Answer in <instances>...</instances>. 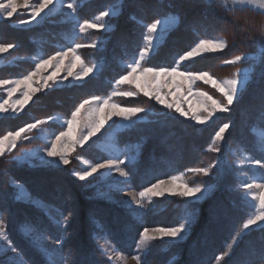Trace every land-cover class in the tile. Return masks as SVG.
Listing matches in <instances>:
<instances>
[{
    "label": "trees",
    "instance_id": "16d2710c",
    "mask_svg": "<svg viewBox=\"0 0 264 264\" xmlns=\"http://www.w3.org/2000/svg\"><path fill=\"white\" fill-rule=\"evenodd\" d=\"M76 1L79 3L76 16L82 22L101 11L118 10L116 16L108 19L112 31L79 38L68 23L46 22L21 30L13 28L10 22H0V43L14 45L9 56L28 58L23 63L0 69V79L26 74L33 67V59L47 56L60 47L70 48L78 40L102 41L101 49L80 51L87 64L100 66L92 78L75 88L38 94L22 116L0 117V135L54 114L68 116L84 99L107 97L115 81L127 74L128 63L137 58L143 46L146 28L138 21L151 23L171 16L178 21L146 61L148 66L172 67L180 55L190 51L201 39L225 40L227 47L221 53L196 58L182 65L183 69L208 71L223 79L238 68H250L249 80L239 98L229 106L230 110L205 126L161 112L143 97L116 98L122 106L151 111V116L146 115L148 121L135 123L116 133L114 138V144L120 150L131 148L129 154L135 156L132 162L123 166L128 188L139 192L160 179L183 175L191 186L214 187L201 202L184 198L155 199L140 211L133 212L94 199L98 190L88 182L75 180L70 172L71 165L31 168L8 156L0 158V217L12 245L28 264H52L22 235L21 228L29 227L59 244L61 264H111L104 245L132 256L139 233L145 227L190 223L189 233L182 242H153L143 256V264H218L216 257L225 252L229 255L219 264H264V228L249 230L238 242L232 239L253 212L243 201L239 179L243 171L234 167L232 151L264 162L261 140L254 134V131L264 133V40L254 34L251 38L241 35L233 17L258 21L264 14L252 10L233 13L216 0ZM236 55L249 58L236 65L223 63ZM225 123L229 128L218 145L220 150L207 151L216 132ZM101 140L96 138L81 149V157L92 163L106 161L107 154L98 147ZM190 168H209L210 173L208 176L194 174L188 172ZM14 182L51 209L45 211L17 202L11 186Z\"/></svg>",
    "mask_w": 264,
    "mask_h": 264
},
{
    "label": "snow or ice",
    "instance_id": "6c2138e0",
    "mask_svg": "<svg viewBox=\"0 0 264 264\" xmlns=\"http://www.w3.org/2000/svg\"><path fill=\"white\" fill-rule=\"evenodd\" d=\"M218 3L224 5L225 8H228V11L233 13L258 10L261 14H264V3H259V0H218ZM55 4L56 0H31V2L30 0H22V2H18V0H0V19L13 17L19 8L30 9L31 20L20 21L21 24H28L41 17V14L45 13L46 9L51 12ZM229 4L231 5L230 8L228 7ZM62 7L69 10L72 14H75L77 11V5L72 0H65ZM110 15L112 13L109 11H101L94 20H85L79 23V32L82 35H86L89 30H106L108 25L104 21ZM138 23L146 28V33L143 37L144 44L138 53V58L127 65L129 69L127 74L122 75L115 81L114 89L107 97L93 96L84 99L71 112L70 117L63 120V124L66 127L51 139L49 147L43 149L44 154L50 160L58 161L62 165H68L77 147H83L113 117H119L124 121H128L138 113L145 111L143 107L122 106L114 99L117 97H136L142 93L148 99L155 100L157 104L162 105L170 111H175L180 116L194 121L198 125H204L216 113L229 111V106L233 105L234 100L239 98L241 91L249 80L247 71L238 68L232 72L230 77L220 79L208 71L190 72L184 70L182 67L184 62L205 53H215L225 50L227 47L225 40L201 39L190 51L180 55L175 60L174 66L154 68L148 66L146 61L151 58L152 54L164 42V38L169 33L170 28L174 27L177 23V18L169 17L156 19L151 23H144L143 21H138ZM13 47L14 45L11 43H0V54L8 53ZM85 47L96 48L97 43L95 41L91 43H76L74 47H70L66 51H58L47 59L38 60L35 63L34 69L28 71L21 78L0 79V89L9 86L6 89L7 98L0 97V114L11 113L18 115L32 101L36 93L50 88L52 84L57 83V77L61 71L67 72L64 79L72 76L76 80H82L89 76L94 71V66L87 64L78 52L79 49ZM243 59L245 57L236 55L232 59L224 60L223 63L225 65H236ZM66 60H68L67 64L65 63ZM50 68L53 71L49 75H44ZM77 68L79 71H73ZM50 81L52 84L49 83ZM198 82H202L203 85H208L212 89H215V92L219 93V97L222 99L197 87ZM123 85H129L130 87L124 89L121 87ZM132 89L135 90L133 91ZM185 105H187V108H185ZM51 119L53 118H48V120ZM48 120H36L33 123L20 127L16 131H8L6 134L0 135V158L12 153L17 148L18 143L31 139L30 134L41 130L48 123ZM228 128L229 125L227 123L220 127L207 151L218 152L220 150L217 145L223 139L225 130ZM261 148L264 150V137L261 138ZM76 158L81 159L79 156ZM124 163V160L117 162L116 160L109 159L105 163L89 164L87 170L76 171L74 175L78 180L85 181L100 169L115 168L121 177H126L127 173L120 168V165ZM255 163L260 169H264V162L256 161ZM188 172L208 176L210 169L190 168ZM242 186L245 190L244 203L255 210L252 214L248 215L239 229L234 233L232 239L237 242L249 233L252 226L264 228V177L259 181L244 183ZM17 188V200H26L36 207L42 206V202L32 198L23 186L17 185ZM201 191L202 189L199 185H189L183 175H174L167 180L160 179L157 183L144 188L143 191H139L138 194L130 195L138 208H144L145 201L152 203L153 198L164 197L166 193L170 196L195 197ZM55 222L59 223L58 221ZM185 231V223H180L178 226L173 227H153L151 229L145 227L139 233L136 248L139 252H146L153 245V242L163 240L164 238H170L171 240L183 238L182 233ZM0 241H4L8 245V248L3 249L4 251L10 249L13 252H18L9 240L5 231V223L2 220H0ZM231 246L234 247V245ZM41 251L45 257L50 259L51 253L47 249H41ZM227 255L229 253L225 252L223 255L217 256L216 260L218 264ZM107 258L109 261H113L114 259L113 255H108ZM130 259L135 264H143V257L141 255H132ZM115 261L119 262V264H128V258L124 254L119 253L118 250L115 254ZM18 264H28V261L23 258L22 254H20Z\"/></svg>",
    "mask_w": 264,
    "mask_h": 264
},
{
    "label": "rangeland",
    "instance_id": "374dc122",
    "mask_svg": "<svg viewBox=\"0 0 264 264\" xmlns=\"http://www.w3.org/2000/svg\"><path fill=\"white\" fill-rule=\"evenodd\" d=\"M216 1H218V0H216ZM18 2H22V0H18ZM30 2H31V0H30ZM72 2H74L77 5V7H78L79 3L76 0H74ZM64 3L65 2L62 1V0H56L55 7L52 9L51 12H49L46 9L45 13L41 14V17H38L37 20L31 21V23H28V24H21L20 23V21H22V20H31V17H30V14H29L30 13V9H24V8H19L17 13L14 14L13 17H11L9 19H0V22L1 21L2 22H10V25L13 28L21 29V30L34 28V27H37V26L41 25L42 23H46V22L47 23L60 22L61 24L68 23V24L71 25V28L74 30L75 36L79 37V38L80 37L83 38L87 34L86 35H82L79 32V28H78V24L82 23V21H79V19L76 16V12H75V14H72V13L69 12V10H67L64 7H62V5ZM229 6L231 7L230 4H229ZM107 11L112 13V15H110L109 17L105 18L104 22L108 25V19L113 17V16H116L118 10L109 9ZM255 11H258V10H255ZM95 17H93L92 19H90L88 21L94 20ZM166 18H169V17H166ZM163 19H165V18H163ZM177 23H178V21H177ZM177 23L175 24L174 27H171L170 30L175 28L177 26ZM111 31H112V27L108 25L106 30H101V31L89 30L88 34L95 33V32L109 33ZM145 33H146V29H145ZM93 41H95L97 43V47L96 48H87V47L81 48V49L78 50L79 54H80V51H82L83 49H101L102 41H100L98 39H95V40H92V41H87V42H83L82 39H81V40H78L77 42H74L71 47H74L76 43H91ZM143 44H144V39H143ZM67 49L68 48L60 47L58 50H56L55 52L50 53L47 56H43L42 58L33 59V61H32L33 67H32L31 70L34 69L35 63L38 60L47 59L49 56L55 55L58 51H66ZM11 50L8 53H6V54H0V69L9 68L11 66H14L17 62L23 63L24 61L28 60V58H26V57H10L9 55L11 53ZM221 52L222 51H218V52H215V53H205V54H203L201 56H204V55H215V54H219ZM201 56H199V57H201ZM199 57H195V58H193L190 61H186V62L183 63V65L186 64V63H189V62H191V61H193V60H195L196 58H199ZM137 58H138V56H137ZM246 58H249V57H245V59ZM65 63L67 64L68 60H66ZM89 65L94 66V71L91 74H89V76L83 78L82 80H76L72 76H68L67 79H64V77L67 75V72L66 71H61L60 74L57 77V83L52 84V82L50 81L49 83L52 84V87L43 89L41 92L36 93V95L33 96L32 101L34 100V98L38 94H41V93L55 92V91L61 92V91L65 90V89H71V88H75V87L81 86L88 79L92 78L97 73V71L100 68L99 64H97V63H92V64H89ZM242 69L248 72V76L250 75V72H251L250 68H242ZM52 71H53V69L50 68V69H48L47 72L44 73V75H49ZM73 71H79V69L77 68V69H74ZM26 74H23V75H26ZM23 75L16 76V77H10L8 79L21 78ZM7 87H9V86H5L4 89H0V97L7 98V92H6ZM121 87L124 88V89H128L130 86L129 85H123ZM197 87L201 88L202 90H205V88H207L210 91H212V93H213L212 94V93L209 92V94H212L215 97L222 99L221 97H219V93L215 92V89H212L208 85H203L202 82H198L197 83ZM132 90L134 91L135 89H132ZM17 96H18V94H17ZM138 97H143V98L148 99L147 97L143 96L142 93L139 94L136 97H129V98H125V99H135V98H138ZM13 98H16V97H13ZM117 98H120V97H117ZM114 99H116V98H114ZM148 100H150V99H148ZM32 101H30L29 104ZM150 101L161 112H165V113H167V114H169L171 116H178V117H180L182 119L191 121V120H189V119H187L185 117L180 116L175 111H170L169 109L163 107L162 105L157 104L155 102V100H150ZM29 104L26 105L24 110L21 111L18 115H13L11 113H7V114H0V117H5V116L19 117V116H22L24 114V112H25V109L29 106ZM185 108H187V105H185ZM224 113H216L203 126L209 124L215 117H217V116H219L221 114H224ZM148 114L151 116V111L145 110L142 113H138L136 116L132 117L128 121H124V120H122L119 117H113L112 120L108 121L107 124H105L104 128H102L101 131L99 133H97L96 136L92 137L88 142H86L83 147H77L76 151L72 154V157L70 158V163L68 165H62V164H59L58 161L50 160V158H48L44 154V151H43L44 148L50 146L51 139H53L55 137V135H58L59 132L63 128L66 127V125L63 124V120L68 118V117H70V115H71L70 114L68 116H64L63 114H54V115L50 116V117L53 118L51 120H48L49 117L42 118V119L48 120V123L45 124L42 127L41 130H37V131H34L33 133H31L30 134V136L32 137L31 139L24 140V141L18 143L17 148L14 149L12 153L7 154L5 156L10 157L14 162H16L18 164L27 165V166H29L31 168H38V167H43V168L44 167H47V168L48 167L65 168V167H68L69 165H71L72 169H71L70 172H71L72 177L75 180H77L79 182H84V183L88 182V183H90V186L92 188H95V189L98 190V193L94 197V199L101 200V201L107 202L109 204L120 206L122 208H125L126 210H132L133 212H137V211H140L142 208H138L134 204V202L131 199V195L130 194H138V192L132 191L130 188H128V186H127L128 177L127 176L126 177H121L119 175V173L116 171L115 168H112V169H107V168L100 169L98 172L93 173V175L88 177L85 181L78 180L76 178V176L74 175V172L87 170V166L89 164H96V163H92L91 161L81 157V155L79 153L81 149H83V148L87 147L88 145H90L94 140H96V138L102 139L101 140L102 142L98 143V147H99V149L101 151H103L104 153L107 154V157H108L107 160L112 159V160H116L117 162L120 161V160H124L125 161L124 164L120 165V168L124 170L123 166L128 164V163H130V162H132L134 160L135 156L129 154L131 148H125V149H121L120 150L114 144L115 135H116V133L129 128L130 126L134 125L135 123L148 121L149 119H147V117H146V115H148ZM37 120H40V119H37ZM191 122L196 124L194 121H191ZM196 125H198V124H196ZM226 130H225V132H226ZM254 134L260 140H261L262 137H264V133H262L260 131H254ZM220 142L221 141H219L218 145L220 144ZM232 154L235 157V160L233 162L234 167L236 169H238V170L243 171L242 175H239V179L241 180L242 185L244 183H247V182L259 181L262 177H264V169H260L256 165V163H255L256 161L252 160L247 155H244V154H242V153H240L238 151H232ZM77 156L81 157V159H77L76 158ZM246 157H247V159H246ZM106 161L97 162V163H105ZM177 176H180V175H177ZM184 178H185V176H184ZM17 185H21V184L14 182L11 185L12 188L14 189V191H15V199H16V195H17V192H18ZM200 187H201L202 191L200 193L196 194L195 197L170 196V195H168L166 193L164 197L153 198V200H155V199H165V198H184V199H186L188 201H191V202H201L204 199H206V197L209 196V194L212 192L214 187L213 186H210V187L200 186ZM240 189L243 191V195H245V190H244L243 186H241ZM25 190L27 191V189H25ZM30 196L32 198L36 199L32 195H30ZM16 201L20 202V203H23V204H26V205H30V206H32L34 208L45 210V211H49L51 209V207L45 205L44 203H42L41 207H36L33 204L27 202L26 200H17L16 199ZM146 204H149V203L147 201H145V205ZM252 210L254 212L255 209L252 208ZM0 220H2L1 217H0ZM189 226H190V223L186 224V231L184 233H182V237L183 238H178L176 240H171L170 238H164L163 240H157V241H167V242H172V243L182 242L186 238L188 233H189ZM255 228H258V227L257 226H252V229H255ZM149 229H151V228H149ZM21 233H22V235L25 238H28L40 250L41 249H47L48 252L51 253L50 259L48 258V261L50 263H52V264H61V262H60L61 254L59 252V244L51 242L44 235L33 231L29 227H22L21 228ZM6 248H8V245L4 241H0V263L1 264L2 263H4V264H18L19 259H20V254L18 252H13L10 249H8L7 251H4L3 249H6ZM104 252H105L106 256L113 255L114 259H113V261H110L111 264H119V262L115 261V254L117 252V250L115 248H112V247H110V246H108L106 244V245H104ZM144 254H145V252H139L137 250V248H136V251H135V253L133 255H141L143 257ZM125 256L128 258V264H135V262L130 259L131 256H128V255H125Z\"/></svg>",
    "mask_w": 264,
    "mask_h": 264
},
{
    "label": "clouds",
    "instance_id": "9594fccd",
    "mask_svg": "<svg viewBox=\"0 0 264 264\" xmlns=\"http://www.w3.org/2000/svg\"><path fill=\"white\" fill-rule=\"evenodd\" d=\"M259 3H264V0H259ZM233 23L236 25V30L241 35H246L251 38V35L254 34L264 40V17H261L257 21L247 17L234 16Z\"/></svg>",
    "mask_w": 264,
    "mask_h": 264
}]
</instances>
